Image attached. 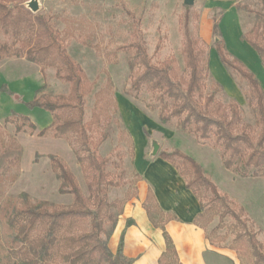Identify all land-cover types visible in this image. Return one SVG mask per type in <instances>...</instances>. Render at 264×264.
<instances>
[{"label": "rangeland", "instance_id": "obj_1", "mask_svg": "<svg viewBox=\"0 0 264 264\" xmlns=\"http://www.w3.org/2000/svg\"><path fill=\"white\" fill-rule=\"evenodd\" d=\"M3 2L13 10L14 15L18 10L29 12L34 18V26L16 35L12 19L3 27L0 25V46L16 47L20 41L25 40L33 44L34 39H39L36 35L41 32V26L35 16L45 15L58 31L69 56L84 70L88 83L84 121L90 127L93 139L105 138L99 147V154L108 158L106 170L111 176L122 180L118 187H108L105 191L109 201H121V213L116 223L119 219L126 218V207L139 204L137 187L141 180L133 164L132 137L138 143L139 138L135 133L130 135L128 118L122 110L120 97L135 105L133 112L139 118L131 116V126L136 128L138 122L141 134L142 129L147 133L156 129V124H152L151 119L159 120L155 80L144 85L137 98L126 93L131 82L128 61L134 58L133 44L139 37L143 40L147 55L153 64L173 59L178 73L186 75L183 51V25L186 19L189 29L200 37L206 46L209 77L223 89L219 95L220 100L223 103L235 101L240 107L243 123L250 125L255 133L259 131L255 125V103L250 87L245 80L237 77L219 62L214 43L217 39H223L228 55L237 58L253 72L264 90V64L255 50L241 38L243 34H249L256 40V31L264 24V0H194L191 6L185 5L183 0ZM30 2H35V11L30 8ZM214 20H219V36L213 35ZM40 39L44 43L47 41L43 35ZM45 58L47 64L42 67L25 58L7 56L0 50V248H4L13 235L2 213L8 198L20 206L21 195L25 193L30 202H44L48 209L60 210L74 206L72 195L59 192L61 181L51 167L49 155L58 157L66 164L82 193L86 197L89 196L92 172L87 166V153L76 133L68 131L62 136L38 135L42 128L56 118L74 119V112L50 114L38 108L29 109L22 102L31 101L35 90L40 87H43V92L50 97L65 96L71 99L69 84L56 76V71L61 70L62 66L49 55ZM142 67L137 62L134 69ZM3 84L13 95L1 89ZM129 108L131 107L127 109ZM13 112L27 116L35 125V129L31 131L26 124L22 126L20 120L13 121ZM168 126L175 128L174 125ZM204 145L215 151L222 162L218 147L211 141ZM153 150L154 143L149 141L147 151ZM182 172L187 181H191L190 170L184 167ZM212 172L206 173L204 170L216 184L218 191L225 194L238 210H242L243 216L248 219L249 227L257 233V239L264 251V177L240 178L225 168L223 175L216 168H212ZM193 187L197 189L204 204L199 224L213 245L229 248L235 237L246 238L245 229L227 215L221 203L213 198L207 188L197 183H193ZM112 212H116L115 208ZM133 223L132 219L127 220V225ZM70 229V232L63 230L66 234L85 232L89 230V220L73 222ZM102 237L111 248L112 235ZM22 257H7L6 250L0 249V264H23ZM236 257L240 264L254 263L250 257L238 254ZM54 263L66 264L59 257L54 258Z\"/></svg>", "mask_w": 264, "mask_h": 264}, {"label": "trees", "instance_id": "obj_2", "mask_svg": "<svg viewBox=\"0 0 264 264\" xmlns=\"http://www.w3.org/2000/svg\"><path fill=\"white\" fill-rule=\"evenodd\" d=\"M35 17L41 26L40 34L36 35L39 39H34L33 44L28 40L20 41L16 47L1 45L0 50L7 56L25 58L42 67L47 64L45 56L49 55L62 66V71L58 69L56 76L69 84L71 99L65 96L50 97L43 92V87H40L35 90L31 101L22 102L29 109L38 108L50 114L74 112V119L56 118L42 128L38 135L62 136L68 131L75 132L87 153V166L92 172L91 187L89 196L86 197L66 164L58 157L49 155L51 167L61 181L59 192L72 195L74 206L60 210L48 209L44 202H30L25 193L21 195L20 206L8 198L2 213L13 235L11 234V239L5 242L4 248L0 249L6 250L7 257L23 256V264H55V257H59L66 264H132V260L123 255L122 238L113 252L108 247L107 240L102 237L112 234L122 206L119 199L108 200L106 188L118 187L122 180L111 176L106 170L108 158L99 154V147L105 138L93 139L90 127L84 121L85 96L88 92L84 70L69 56L66 45L49 18L45 15ZM11 19L16 35L34 26V18L29 12L18 10L14 15L13 10L0 0V25L3 27ZM183 28L184 66L187 74L178 73L173 59L153 64L147 55L143 40L139 37L133 44L134 58L128 61L131 82L126 93L137 98L144 85L155 80L158 116L162 124L174 125L176 129L193 135L199 143L211 141L220 151L224 168L236 176L264 177V90L259 80L241 61L228 55L223 39L215 41L214 50L219 62L237 77L245 80L250 87L255 103V125L259 128L255 133L250 125L243 123L240 107L235 101L223 103L220 100L219 95L223 89L209 77V57L204 42L189 29L186 19ZM41 35L47 39L45 43L41 41ZM213 35H220L219 20H214ZM241 38L255 50L264 64V24L256 31V40L249 34H243ZM137 62L143 66L142 69H134ZM1 89L13 95L5 84ZM11 116L13 121L20 120L22 126L26 124L31 131L35 129V125L27 116L14 112ZM157 156L178 170L185 180L186 187L199 199L201 212L196 224L204 229L199 224L204 204L193 183L207 188L213 198L221 203L227 215L245 229L246 238L235 237L229 249L242 257L252 258L253 264H264V251L257 239V233L249 227L248 219L243 216L242 210H238L225 194L218 191L216 184L204 173L203 168L192 157L178 149L160 151ZM184 167L190 170L191 181L184 177ZM143 207L150 222L155 228H160L164 237L166 249L160 264H180L172 240L164 228L174 216L160 209L150 190L146 193ZM113 208L115 213L112 212ZM86 219L89 220V230L82 233L64 232H70L73 222Z\"/></svg>", "mask_w": 264, "mask_h": 264}, {"label": "crops", "instance_id": "obj_3", "mask_svg": "<svg viewBox=\"0 0 264 264\" xmlns=\"http://www.w3.org/2000/svg\"><path fill=\"white\" fill-rule=\"evenodd\" d=\"M120 99L122 110L128 118L130 135L135 133L139 138L138 143L132 137L133 164L141 180L137 187L139 204L129 205L124 210L126 218L117 221L111 234L110 249L113 251L114 248L115 252L122 238L123 255L132 260V264H160L166 249L164 237L160 228H155L150 222L143 207L146 193L150 190L160 209L174 216L164 228L172 240L180 264H240L233 250L215 246L207 239L204 229L196 224L201 212L199 199L186 187L178 170L157 155L160 151L178 149L192 157L206 173H211L212 168H216L223 175L220 157L193 136L164 125L158 119L150 120L152 124H156V129L149 133L142 129L141 134L138 122L136 128L131 126L130 117H138L133 112L135 105L125 98ZM128 107L131 108L127 109ZM149 141L158 146L156 154L154 150L147 151ZM129 218L134 221L132 225H127Z\"/></svg>", "mask_w": 264, "mask_h": 264}, {"label": "water", "instance_id": "obj_4", "mask_svg": "<svg viewBox=\"0 0 264 264\" xmlns=\"http://www.w3.org/2000/svg\"><path fill=\"white\" fill-rule=\"evenodd\" d=\"M193 2H194V0H183V3L187 6H191L193 4ZM29 6L33 11H35L37 8L35 2H30ZM157 150H158V146H156V144H154V154H156Z\"/></svg>", "mask_w": 264, "mask_h": 264}]
</instances>
